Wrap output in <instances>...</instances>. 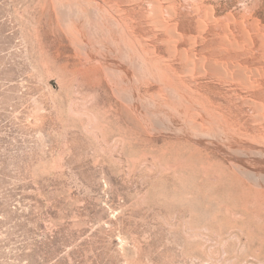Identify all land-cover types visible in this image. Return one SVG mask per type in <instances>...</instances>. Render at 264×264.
Listing matches in <instances>:
<instances>
[{
  "label": "rangeland",
  "instance_id": "obj_1",
  "mask_svg": "<svg viewBox=\"0 0 264 264\" xmlns=\"http://www.w3.org/2000/svg\"><path fill=\"white\" fill-rule=\"evenodd\" d=\"M0 264H264V0H0Z\"/></svg>",
  "mask_w": 264,
  "mask_h": 264
}]
</instances>
